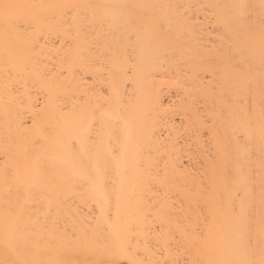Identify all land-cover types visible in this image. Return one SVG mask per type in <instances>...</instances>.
Wrapping results in <instances>:
<instances>
[{
  "label": "bare ground",
  "instance_id": "6f19581e",
  "mask_svg": "<svg viewBox=\"0 0 264 264\" xmlns=\"http://www.w3.org/2000/svg\"><path fill=\"white\" fill-rule=\"evenodd\" d=\"M0 264H264V0H0Z\"/></svg>",
  "mask_w": 264,
  "mask_h": 264
}]
</instances>
